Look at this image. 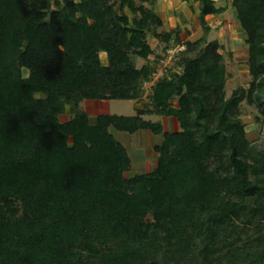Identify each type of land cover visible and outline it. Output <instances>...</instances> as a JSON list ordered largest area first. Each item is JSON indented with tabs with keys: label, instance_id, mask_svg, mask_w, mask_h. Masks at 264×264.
Here are the masks:
<instances>
[{
	"label": "trees",
	"instance_id": "1",
	"mask_svg": "<svg viewBox=\"0 0 264 264\" xmlns=\"http://www.w3.org/2000/svg\"><path fill=\"white\" fill-rule=\"evenodd\" d=\"M193 1L203 35L184 41L159 31L158 0H0V264H264V147L241 117L245 100L264 115V0H232L251 82L229 96L207 20L226 7ZM149 35L185 46L181 71L136 114L92 122L82 101L144 96ZM111 126L163 134L157 165L126 176Z\"/></svg>",
	"mask_w": 264,
	"mask_h": 264
},
{
	"label": "rangeland",
	"instance_id": "2",
	"mask_svg": "<svg viewBox=\"0 0 264 264\" xmlns=\"http://www.w3.org/2000/svg\"><path fill=\"white\" fill-rule=\"evenodd\" d=\"M215 1L217 5L226 7V11L218 15L207 16V20L212 27L208 40H218L222 44L221 52L224 54L228 71L226 92L229 96L237 87H249L250 85L248 45L245 40V31L232 6V0ZM198 5V2L193 0H158L156 10L164 21V25L159 28V31H169L179 26L182 29V40L194 41L200 38L203 35V29L198 18ZM149 43L152 53L146 58L137 57L135 60L138 67H141L147 61H151L156 64L159 75L169 73L171 70L181 71L177 61L185 46L174 44V42L167 46L166 43L152 35H149ZM101 56L102 60L106 62V54L102 53ZM154 82L144 84L145 93L139 101L86 99L81 102V106L88 111L92 122L101 113L134 115L137 112V107H142L149 102L148 95ZM241 117L246 127L248 139L256 144L258 148H263L264 115L258 110L257 106L249 104L245 100L241 104ZM68 118V115L61 116L62 120ZM144 118L161 121L165 131L179 130V123L173 117L151 114L145 115ZM173 119L177 121L176 124H174ZM110 130L126 146L131 157L132 166L126 172V176L130 177L149 172L157 165L158 153L154 150V146L163 141V134H154L147 129L129 133L117 130L113 126L110 127Z\"/></svg>",
	"mask_w": 264,
	"mask_h": 264
},
{
	"label": "built area",
	"instance_id": "3",
	"mask_svg": "<svg viewBox=\"0 0 264 264\" xmlns=\"http://www.w3.org/2000/svg\"><path fill=\"white\" fill-rule=\"evenodd\" d=\"M167 71H168V69H166ZM162 74V73H161ZM164 75V74H163ZM163 75H159L158 74V71H156L155 73H154V75H153V79H152V81L151 82H154V78H155V81H157L161 76H163Z\"/></svg>",
	"mask_w": 264,
	"mask_h": 264
},
{
	"label": "crops",
	"instance_id": "4",
	"mask_svg": "<svg viewBox=\"0 0 264 264\" xmlns=\"http://www.w3.org/2000/svg\"><path fill=\"white\" fill-rule=\"evenodd\" d=\"M98 102V101H97ZM99 104V103H98ZM173 118H175V117H173ZM176 119V118H175ZM175 119H173V122H174V124H176L177 123V119L175 120ZM179 123V122H178ZM174 131H177V130H174Z\"/></svg>",
	"mask_w": 264,
	"mask_h": 264
},
{
	"label": "bare ground",
	"instance_id": "5",
	"mask_svg": "<svg viewBox=\"0 0 264 264\" xmlns=\"http://www.w3.org/2000/svg\"><path fill=\"white\" fill-rule=\"evenodd\" d=\"M105 54V53H104Z\"/></svg>",
	"mask_w": 264,
	"mask_h": 264
}]
</instances>
